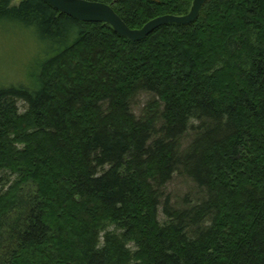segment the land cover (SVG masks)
<instances>
[{"label":"trees","instance_id":"16d2710c","mask_svg":"<svg viewBox=\"0 0 264 264\" xmlns=\"http://www.w3.org/2000/svg\"><path fill=\"white\" fill-rule=\"evenodd\" d=\"M99 1L141 28L194 0ZM201 9L132 41L0 0L36 51L0 85V264H264V0ZM175 175L203 196L174 203Z\"/></svg>","mask_w":264,"mask_h":264},{"label":"rangeland","instance_id":"374dc122","mask_svg":"<svg viewBox=\"0 0 264 264\" xmlns=\"http://www.w3.org/2000/svg\"><path fill=\"white\" fill-rule=\"evenodd\" d=\"M35 53L32 42L23 40L19 35H10L0 29V85L18 83L19 81L28 82L27 74L32 66V58ZM232 73H235V69L231 71ZM148 99L147 95L139 94L133 100V112L136 116L140 114L142 105ZM20 105L22 107L24 104L20 103ZM190 141L191 139L185 138L182 141L183 147ZM162 193L169 195L174 203L182 200L187 193L192 194V197L203 196L191 181L179 175H175L173 180L163 188Z\"/></svg>","mask_w":264,"mask_h":264},{"label":"water","instance_id":"95a60500","mask_svg":"<svg viewBox=\"0 0 264 264\" xmlns=\"http://www.w3.org/2000/svg\"><path fill=\"white\" fill-rule=\"evenodd\" d=\"M52 4L61 13H65L80 21L105 22L112 25L117 33L133 40H143L156 28L168 23L191 24L200 12L207 0H194L190 11L186 14L158 15L145 22L141 28H131L123 18L115 11L110 3L99 0H44Z\"/></svg>","mask_w":264,"mask_h":264}]
</instances>
